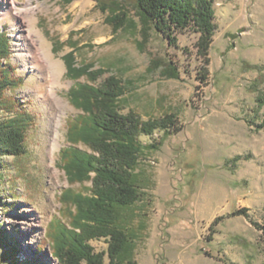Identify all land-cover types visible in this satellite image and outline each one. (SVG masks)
Here are the masks:
<instances>
[{
    "label": "rangeland",
    "instance_id": "374dc122",
    "mask_svg": "<svg viewBox=\"0 0 264 264\" xmlns=\"http://www.w3.org/2000/svg\"><path fill=\"white\" fill-rule=\"evenodd\" d=\"M32 1L33 30L62 68L57 92L67 103L66 114L59 125H51L53 111L42 103L44 95L37 89L44 80L31 61L28 59L26 66L18 54L24 43L19 35H28V23L13 12V0H1L6 6L0 17L8 10L12 16L0 21V29L9 35V61L21 77L20 84L8 93L15 94L31 113L32 122L25 153L0 160L6 165L0 168V228L7 241L18 248L17 256L9 259L5 256L9 243L0 244V264H59L48 247L39 251V246L48 241L47 226L60 215L59 196L69 186L60 150L69 145L67 119L80 112L71 103L69 90L86 81L85 77L72 80L67 74L64 55L73 49L79 64L92 63L93 69L107 70L97 84L115 74L128 86L123 113L132 109L148 119L171 111L181 126L169 135L157 130L141 136L145 143L161 140L162 144L141 162L148 185L136 204L137 211L143 213L136 224L139 220L146 224L138 231V264H264L262 231L249 218L230 215L235 208L248 207L253 221L261 222L264 216V129L248 123L252 153L245 162L244 177L237 182L212 137V129L227 125L219 117L246 120L245 115H253L251 110L257 106V93L250 91L249 85L260 72L245 69L244 64L248 61L264 68V0H213L216 30L208 61L198 51L200 34L192 28L174 31L176 44L155 30L143 40L133 0ZM27 2L19 0V5ZM115 2L129 12L132 26L115 31L108 22ZM100 4L109 9L102 10ZM161 56L175 63L179 78L148 72L151 59ZM13 115L0 110V120ZM55 140L58 146L53 148ZM53 162L59 177L53 175ZM74 186L80 187V183ZM222 191L227 194L225 203ZM27 208L36 211L31 225L23 213ZM4 234L0 232V237ZM91 244L96 252H105V263L110 264L105 238L91 240Z\"/></svg>",
    "mask_w": 264,
    "mask_h": 264
},
{
    "label": "trees",
    "instance_id": "16d2710c",
    "mask_svg": "<svg viewBox=\"0 0 264 264\" xmlns=\"http://www.w3.org/2000/svg\"><path fill=\"white\" fill-rule=\"evenodd\" d=\"M71 2L72 0H66ZM101 2V0H100ZM142 22L140 33L143 40L151 31L167 35L170 42L177 43L174 31L192 28L198 32L196 43L201 55L209 60L208 53L216 30L213 0H133ZM104 11L109 6L100 4ZM108 22L115 31L132 26L133 19L122 4L113 3ZM142 45V41H139ZM75 44V43H74ZM11 42L6 31L0 29V110L14 113L0 120V160L3 156H20L25 153L26 133L32 115L24 109L15 94H9L21 82L14 65L9 61ZM76 48V46H75ZM76 49L64 55L68 76L72 80L85 77V82L71 86V103L80 110L67 119V142L60 150V163L69 186L59 196L62 203L60 215L51 219L47 226L48 241L39 246V251L48 247L59 264H106L105 252H96L91 240L105 238L110 264H138V231L146 224L136 219L143 215L136 204L142 201L147 180L141 168L144 157L159 150L162 141L145 143L142 135H153L162 130L164 135L179 131L176 113L166 111L159 116L143 119L130 109L122 112V102L128 86L111 74L103 83L97 79L107 72L103 67L79 64ZM245 69H257L260 74L249 85L256 92V108L253 115H245L255 129H264V68L258 63L245 61ZM148 72L158 71L166 78H179L180 72L167 57H153ZM81 146H85L84 149ZM244 156L227 159L225 167L234 169ZM6 165L0 161V168ZM1 177V170H0ZM80 183V187L74 184ZM89 183V184H87ZM230 215H243L262 231L264 238V216L261 222L250 218L248 207H238ZM0 228V232L4 231ZM9 243L5 256H17L18 248L1 235L0 244Z\"/></svg>",
    "mask_w": 264,
    "mask_h": 264
},
{
    "label": "bare ground",
    "instance_id": "6f19581e",
    "mask_svg": "<svg viewBox=\"0 0 264 264\" xmlns=\"http://www.w3.org/2000/svg\"><path fill=\"white\" fill-rule=\"evenodd\" d=\"M6 1V0H3ZM6 5L3 3L1 5L0 0V13L2 14V7ZM12 10L14 13L19 15L20 18L25 19L28 23L27 29L29 31L28 35H19L24 43L20 44L19 47V58L27 66L28 59L31 61L35 69L38 70L43 83H39L37 86L38 91L41 95H44V100L42 103L48 106L52 111L51 125H59L62 121V116L66 114L65 106L67 103L63 100L57 92L58 84L61 83V72L62 68L59 63L55 62L49 52L48 47L42 44V39L38 37L35 29V23L33 17L35 14V7H33V1L28 0L24 6L19 5V0H13ZM12 16V11L8 10L6 14L0 17V21L7 20ZM26 25V24H25ZM39 34V33H38ZM34 81V80H33ZM58 146V141L55 140L52 143V147ZM53 150V149H52ZM54 154V153H53ZM54 162L52 163V165ZM54 167V165H53ZM53 175L59 177L58 170L54 167ZM25 219L27 218V224L31 225V217L36 216V211L31 208H27L23 211Z\"/></svg>",
    "mask_w": 264,
    "mask_h": 264
},
{
    "label": "crops",
    "instance_id": "0c3cea01",
    "mask_svg": "<svg viewBox=\"0 0 264 264\" xmlns=\"http://www.w3.org/2000/svg\"><path fill=\"white\" fill-rule=\"evenodd\" d=\"M220 119L227 122V125L216 130L212 129V137L215 141V149L217 148L216 150L225 155L224 161L235 156L247 155L246 158H241L238 161V164L234 170H231L233 171V174L231 176L237 182V180H240L244 177L245 172L243 170L244 168H246L245 162H247L251 158L250 154L252 153V133L249 130V125L246 120H238L232 118L229 115L219 117V120ZM238 167L239 170L237 169ZM221 195L222 203L227 202V194L222 191Z\"/></svg>",
    "mask_w": 264,
    "mask_h": 264
}]
</instances>
